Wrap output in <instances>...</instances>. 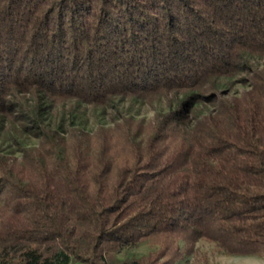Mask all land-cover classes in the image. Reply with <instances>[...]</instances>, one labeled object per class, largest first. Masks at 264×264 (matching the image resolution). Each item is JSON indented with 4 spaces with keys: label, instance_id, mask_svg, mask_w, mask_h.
I'll return each mask as SVG.
<instances>
[{
    "label": "trees",
    "instance_id": "trees-1",
    "mask_svg": "<svg viewBox=\"0 0 264 264\" xmlns=\"http://www.w3.org/2000/svg\"><path fill=\"white\" fill-rule=\"evenodd\" d=\"M263 57L264 0H0V139H39L0 151V264H177L201 239L264 256ZM161 98L149 120L48 124Z\"/></svg>",
    "mask_w": 264,
    "mask_h": 264
},
{
    "label": "rangeland",
    "instance_id": "rangeland-1",
    "mask_svg": "<svg viewBox=\"0 0 264 264\" xmlns=\"http://www.w3.org/2000/svg\"><path fill=\"white\" fill-rule=\"evenodd\" d=\"M260 68H264V57L254 62ZM245 75L234 79L224 80L222 90L230 96H239L242 92L249 89V83L242 81ZM115 108H93L88 105H68L65 110H60L59 114H54L48 119V124L52 128L59 129L67 134V131L73 126H79L88 132H94L98 126L112 127L123 117L132 116L138 120H149L157 111L169 110L168 102L165 98L154 101L153 103L136 102L125 100ZM207 112L213 109L212 105L200 107ZM20 143V144H18ZM15 138L8 135L0 139V151L12 156H22V146H37L39 139L37 137L26 135L20 138L19 142ZM159 249V245H152L149 242L140 243L133 248L124 250L119 254L120 259L136 256L142 257ZM222 255L216 245L205 239H201L195 246L193 254L187 255L186 259H190L193 264H217L215 260H219ZM179 262V263H180ZM84 264V263H73ZM178 264V263H177Z\"/></svg>",
    "mask_w": 264,
    "mask_h": 264
},
{
    "label": "crops",
    "instance_id": "crops-1",
    "mask_svg": "<svg viewBox=\"0 0 264 264\" xmlns=\"http://www.w3.org/2000/svg\"><path fill=\"white\" fill-rule=\"evenodd\" d=\"M221 258L215 263L217 264H264V256H226L220 255ZM178 264H193L190 259H186L184 262H180Z\"/></svg>",
    "mask_w": 264,
    "mask_h": 264
}]
</instances>
